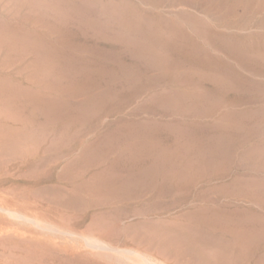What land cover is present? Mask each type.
<instances>
[{"label":"rangeland","instance_id":"rangeland-1","mask_svg":"<svg viewBox=\"0 0 264 264\" xmlns=\"http://www.w3.org/2000/svg\"><path fill=\"white\" fill-rule=\"evenodd\" d=\"M0 197V264H264V0H0Z\"/></svg>","mask_w":264,"mask_h":264},{"label":"bare ground","instance_id":"bare-ground-1","mask_svg":"<svg viewBox=\"0 0 264 264\" xmlns=\"http://www.w3.org/2000/svg\"><path fill=\"white\" fill-rule=\"evenodd\" d=\"M121 8V7H120ZM111 30V29H110ZM143 33V32H142ZM145 34V33H144ZM142 41V40H141ZM9 74V73H8ZM18 78V77H17ZM98 88V87H97ZM78 101V100H77ZM69 113V112H68ZM18 131V130H17ZM15 180V179H14ZM17 180V179H16ZM23 198H25V197H23ZM26 198H28V197H26ZM21 200V199H20ZM30 200V199H29ZM22 201V200H21ZM20 201V202H21ZM41 201V200H40ZM39 201V202H40ZM34 204V203H33ZM42 204V203H41ZM39 208H40V206H39ZM30 209H28L27 210V207H25V208H22V206L21 205H19L18 204V202L17 201H13L12 199H8V198H6V197H0V214H3L4 215V217H6V218H9V219H14V220H17V221H20L21 223H23L24 225H27V226H32L33 228H34V233H35V241H36V243H38L39 244V246L41 245L42 246V244H44L45 243V240H44V236H45V234H47L48 232H50V233H52L53 232V234L52 235H54L55 233H58V232H60L59 230H58V227H56L55 225H48V224H46V220H44L41 216H40V212L38 213L39 215H31L30 214V211H29ZM55 210V209H54ZM34 214H36V213H34ZM42 215V214H41ZM43 216V215H42ZM8 219V220H9ZM4 221V220H3ZM12 222L15 224L16 222H14L13 220H12ZM18 223V222H17ZM16 223V224H17ZM48 225V226H47ZM16 227V226H15ZM19 228H20V226H19ZM32 229V228H31ZM19 232V231H18ZM21 232V234L20 235H24L25 233L24 232H22V231H20ZM63 232H65L64 230H63ZM62 232V233H63ZM68 232V231H67ZM64 233V234H68V233ZM6 233H7V230H4L3 228H1V230H0V236H2V235H6ZM14 233H15V231H14ZM29 234V233H28ZM70 234H72V233H70L69 232V235ZM59 236H61L60 235V233L58 234ZM73 235H75V234H73ZM55 236H56V234H55ZM58 236V237H59ZM63 237V236H62ZM61 237V238H62ZM71 237H72V235H71ZM75 237V236H74ZM54 239H55V241H54V245H57L58 243H59V241H58V239H57V237L55 238L54 237ZM7 240V239H6ZM60 240V239H59ZM82 243V242H81ZM71 244V243H70ZM87 245V244H86ZM90 245V244H89ZM88 245V246H89ZM94 245V244H93ZM91 246L92 248H95L94 246ZM75 247V246H74ZM86 247V246H85ZM110 247V246H109ZM89 249H90V247H88ZM97 248V247H96ZM99 248V247H98ZM86 249V248H85ZM103 249V248H102ZM101 249V250H102ZM87 250V249H86ZM91 250V249H90ZM96 250V249H95ZM91 251H93V249L91 250ZM112 251V250H111ZM101 252V251H100ZM96 253V252H95ZM88 255H90V254H88ZM96 255V254H95ZM121 256V255H120ZM138 257V256H137ZM142 258V257H141ZM143 259V258H142ZM150 259V258H149ZM35 263V262H34Z\"/></svg>","mask_w":264,"mask_h":264}]
</instances>
